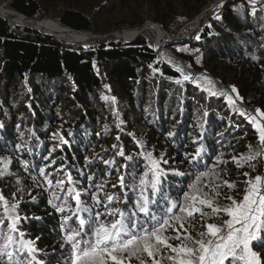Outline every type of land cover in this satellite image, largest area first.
<instances>
[{
  "label": "trees",
  "instance_id": "trees-1",
  "mask_svg": "<svg viewBox=\"0 0 264 264\" xmlns=\"http://www.w3.org/2000/svg\"><path fill=\"white\" fill-rule=\"evenodd\" d=\"M216 1L0 0V6L8 2V10L33 20L106 37L70 45L0 18V169L5 158L9 161L0 177V195L17 205L18 232L36 250L33 264L70 262L60 225L75 201L67 197L63 213L49 203L53 192L62 197L55 204L65 203L57 180L67 188L70 176L88 206L94 205L91 194L98 193L101 199L105 194L118 197L115 207L124 208L125 196L134 201L140 195L147 152L161 161L162 189L173 200L182 198L195 175L213 165L220 173L218 183L236 182L234 189L222 186L220 191L237 200L247 187L245 171L264 176V157L255 170L232 161L259 145L258 129L247 112L241 116L242 109L229 104L211 80H185L188 74L158 60L145 36L132 42L111 37L147 22L159 24L173 39L165 40L167 50L189 68L234 87L246 105L264 113V0H224L215 18L202 20L194 35L177 34ZM198 149L200 156L189 163ZM218 158L226 163L217 164ZM40 168L49 174L51 186ZM223 195L216 201L220 206L228 203ZM157 200L152 207L159 214L165 200L159 194ZM132 207L130 202L127 208ZM3 211L0 203V217ZM203 223L198 220L197 227ZM253 250L264 262V246L254 241Z\"/></svg>",
  "mask_w": 264,
  "mask_h": 264
},
{
  "label": "snow or ice",
  "instance_id": "snow-or-ice-1",
  "mask_svg": "<svg viewBox=\"0 0 264 264\" xmlns=\"http://www.w3.org/2000/svg\"><path fill=\"white\" fill-rule=\"evenodd\" d=\"M177 71L182 72V69ZM184 79L190 77L184 75ZM232 91L236 92V89L233 87ZM211 94L216 95L215 92ZM227 100L229 104H234L231 96ZM256 111L260 113L259 109ZM239 114L246 116L243 110ZM247 118L255 122V117ZM256 127L259 145L249 146L247 154L232 157L238 168L246 166L255 170L257 162L264 157V126L256 123ZM119 154L124 156L123 151ZM143 155L148 169L139 180L140 195L134 201L125 196L124 208L115 207L120 203L118 197L105 194L101 199L98 193L91 194L94 205L88 206L70 176L67 188L63 180L56 181L55 187L64 193L65 203H54L62 200L56 192L52 193L49 203L63 213L67 197L75 201L74 210L68 206L70 215L63 216L60 225L65 230L63 242L70 247L69 264H264L261 253L253 250L254 241L264 246V176L251 177L245 171L243 176L247 178L244 181L247 187L242 199L237 200L220 191L222 186L234 189L236 182L224 179L218 183L220 173L213 165L196 174L188 190L183 191L182 198L173 200L165 196L162 189L165 173L161 161L154 158L151 152ZM199 156L198 149L189 163ZM8 163L5 158L0 177L7 173ZM219 163L226 162L218 158ZM23 164L27 170L28 162ZM39 173L51 186L53 182L45 168H40ZM120 185L125 186L123 176L120 177ZM158 194L160 199L165 200V208L159 214L152 207L158 203ZM222 195L228 202L224 206L216 202ZM130 202L133 207L129 210L127 205ZM0 203L4 209L0 217V264H33L36 250L33 242L24 239L23 232H18L20 217L16 214L17 205H10L3 195H0ZM98 206H102L104 211H100ZM224 216L227 219H223ZM198 220L204 222L200 227H197ZM70 221L76 222L77 226L73 227Z\"/></svg>",
  "mask_w": 264,
  "mask_h": 264
},
{
  "label": "rangeland",
  "instance_id": "rangeland-1",
  "mask_svg": "<svg viewBox=\"0 0 264 264\" xmlns=\"http://www.w3.org/2000/svg\"><path fill=\"white\" fill-rule=\"evenodd\" d=\"M222 1H224V0H217L216 2H213V3H211L210 4V6H209V8L205 11V13H204V18L202 19V20H207V19H209V18H215V15L217 14L216 13V11H217V9H218V6L217 5H219V4H221L222 3ZM8 2H4L3 3V5H5V7L7 8V4ZM2 7V6H1ZM203 14V13H202ZM201 14V15H202ZM200 15V16H201ZM197 19V18H196ZM196 19H194L193 21H191L190 23H188L185 27H183L182 28V30H179V32L177 33L178 34V36H182L183 38H187L188 37V35L189 36H192V35H194V33H196V31L200 28V25H201V22H200V25H197V24H195V20ZM201 20V21H202ZM148 23V22H147ZM146 23V24H147ZM145 24V25H146ZM157 25H159V24H152V25H148V26H146L141 32H139L137 35H135V36H133L132 38H136L137 36H139V35H143V36H145L148 40H150L152 43H153V45H154V47H155V50H156V53H157V58H158V60H163L165 63H167L168 65H170V66H173L172 64H176L175 62H173V61H171L169 58H168V55H167V52L169 51V50H167L166 48H165V46H164V42H165V40L166 39H168L169 40V38L168 37H165V36H163V37H160V35H159V32H158V28L156 27ZM14 26V25H13ZM29 26V25H28ZM198 26V27H197ZM20 27H24V26H20ZM25 27H27V26H25ZM197 27V28H196ZM29 28H31V27H29ZM139 28V27H138ZM33 29V28H32ZM135 29H137V28H135ZM164 29V28H163ZM132 30H134V29H132ZM165 31V30H164ZM42 33V32H41ZM116 33V32H115ZM44 34V33H43ZM45 35H47V34H45ZM112 38H114V39H116V40H119L116 36H111ZM162 38V41H161V44H160V46H158L159 44L157 43V38ZM53 38H55V37H53ZM106 37H103V38H101V40L102 39H105ZM56 39V38H55ZM56 40H58V39H56ZM58 41H60V40H58ZM93 40H89V41H87V42H83V43H80V44H84V43H90V42H92ZM60 42H62V43H66V42H63V41H60ZM71 43V42H70ZM157 43V44H156ZM66 44H68V43H66ZM71 44H74V43H71ZM157 46H156V45ZM163 45V46H162ZM171 52V51H170ZM173 62V63H172ZM174 68H176L175 66H173ZM188 67V66H187ZM189 68V67H188ZM177 69V68H176ZM189 69H192V68H189ZM193 71H195V72H197L196 70H194V69H192ZM183 72H185L186 74H188L189 75V77L191 78V79H193V78H199V79H207V78H205V77H199V76H197V75H194L193 73H191V72H186V71H184V70H182ZM198 73H201V72H198ZM191 79H188V80H191ZM207 80H210V79H207ZM197 84H199L200 86H202V85H204V83H197ZM227 87V86H226ZM218 88V87H217ZM229 88V87H228ZM219 89V88H218ZM230 89V88H229ZM220 90V89H219ZM231 91H232V89H230ZM220 92L221 93H223L224 95H225V97H226V100H227V97L228 96H230L229 94L227 95L225 92H222L221 90H220ZM233 92V91H232ZM233 94H234V92H233ZM235 96V97H234ZM234 98L236 99H238V100H241L240 98H238L235 94H234ZM234 101V104L233 105H235V106H238V107H240L242 110H244L245 112H247L250 116L252 115L251 113H250V111L245 107V106H243V105H238L236 102V100H233ZM242 101V100H241ZM243 102V101H242ZM244 103V102H243ZM245 104V103H244ZM246 105V104H245ZM246 106H248V105H246ZM264 119V118H263ZM253 122V121H252ZM254 123V122H253ZM259 124L261 125V123L259 122ZM256 125V124H255ZM262 126V125H261Z\"/></svg>",
  "mask_w": 264,
  "mask_h": 264
},
{
  "label": "water",
  "instance_id": "water-1",
  "mask_svg": "<svg viewBox=\"0 0 264 264\" xmlns=\"http://www.w3.org/2000/svg\"><path fill=\"white\" fill-rule=\"evenodd\" d=\"M2 7H5V5H2ZM2 12H11V13H14L15 15H18V16H22V17H24L27 21H29V22H31V23H33L34 25H36V26H34V25H31V26H28L27 25V27H31V28H33V29H35V30H37V31H39V32H42V33H44V31H43V29H44V27H43V23L44 22H46L45 20H42V21H37V20H33V19H31V18H28V17H26L25 15H22V14H20V13H17V12H14V11H12V10H5V9H3V8H0V13H2ZM202 16H203V14L201 15V16H199L196 20H195V24H197V25H200V22H201V20H202ZM0 18L1 19H3V20H5V21H7L3 16H1V14H0ZM7 22H9V21H7ZM10 23V22H9ZM11 24V23H10ZM12 25V24H11ZM148 25H152V23H150V22H148L146 25H144V26H142V27H139V28H137V29H134V30H132V32H133V36H135V35H137L139 32H141L146 26H148ZM15 26H24L25 27V25H15ZM157 28H158V32H160L163 36H167L170 40H173L172 39V37L166 32V31H164V29H163V27L161 26V25H157L156 26ZM198 27V26H197ZM196 27V28H197ZM68 30H70V31H72V32H77V33H79V34H88V37H87V39L89 40V39H100V38H102L103 36H97V35H92V34H89V33H87V32H82V31H78V30H74V29H71V28H67ZM123 32H125V30H121V31H118V32H116V33H112L111 34V36H114V35H116V34H122ZM44 34H47L48 36H51V37H53L51 34H49V33H44ZM132 36V37H133ZM129 38V39H126L125 40V42H131V41H133V39L134 38ZM70 45H72V44H70ZM74 45V44H73ZM168 54H170L171 56H173L174 58H175V60L177 61V64H172L173 66H175L177 69L179 68V69H182V66H183V68L184 69H182V70H184V71H186V72H191V73H193L194 75H197V76H199V77H204L205 76V78H207V79H210L222 92H225L227 95L229 94H231L232 96H234V94H233V92L228 88V87H226L225 85H223L222 83H220L214 76H212V75H210L209 73H207V72H201V73H198V72H195V71H193L192 69H189L186 65H185V63L182 61V59H180V58H178L175 54H173L172 52H170V51H168L167 52V55ZM178 63H180V65L178 64ZM182 65V66H181ZM229 92V93H228ZM235 97V96H234ZM236 103L238 104V105H243V106H245L251 113H253V115H249L250 117H257L258 118V121L261 123V125L262 126H264V119L260 116V114L257 112V111H255L252 107H250V106H246L241 100H238L237 98H236Z\"/></svg>",
  "mask_w": 264,
  "mask_h": 264
},
{
  "label": "bare ground",
  "instance_id": "bare-ground-1",
  "mask_svg": "<svg viewBox=\"0 0 264 264\" xmlns=\"http://www.w3.org/2000/svg\"><path fill=\"white\" fill-rule=\"evenodd\" d=\"M0 8H3L5 10H8L6 7H1ZM1 16H3L7 21H9L10 23H13L15 25H34L33 23L27 21L24 17L22 16H18V15H15L14 13H11V12H2L0 13ZM42 21V20H41ZM46 22L43 23V31L44 33H49L51 34L53 37H55L56 39L60 40V41H63V42H66L68 44L71 43H74V44H79V43H83V42H87L91 39H87L88 37V34H79L77 32H72L70 30H68L66 27H63L62 25H60L59 23L55 22V21H52V20H47L45 19ZM36 26V25H34ZM159 31V30H158ZM159 35L160 37H163V35L159 32ZM116 36L119 40L121 41H125L126 39H129L133 36V32L132 30H125V32H123L122 34H116L114 35ZM166 37V36H165ZM164 38V37H163ZM160 41H162V39H160ZM158 43V42H157ZM156 43V44H157ZM155 44V45H156ZM159 44V43H158ZM73 45V44H72ZM157 46V45H156ZM163 46V45H162ZM168 58L173 61V62H176L177 61L175 60V58L173 56H171L170 54H168ZM172 62V63H173ZM180 65V63H178ZM182 66V65H181ZM182 69L183 66H182ZM205 77V76H204ZM229 93V92H228ZM230 96L233 98V100H236L231 94ZM251 113V112H250ZM253 115V113H251ZM255 117V116H254ZM256 123H259L258 121V118L255 117V122L254 124Z\"/></svg>",
  "mask_w": 264,
  "mask_h": 264
},
{
  "label": "clouds",
  "instance_id": "clouds-1",
  "mask_svg": "<svg viewBox=\"0 0 264 264\" xmlns=\"http://www.w3.org/2000/svg\"><path fill=\"white\" fill-rule=\"evenodd\" d=\"M137 37H138V36H137ZM137 37H136V38H137ZM166 37H167V36H166ZM136 38H135V39H136ZM135 39H133V41H134ZM160 39H162V38H160V37H159V38H157V40H156V41L159 43V45H158V46H160V44H161V41H160ZM169 40H170V39H169ZM124 42H125V41H124ZM131 42H132V41H131ZM175 63H176V62H175ZM176 64H177V63H176Z\"/></svg>",
  "mask_w": 264,
  "mask_h": 264
}]
</instances>
